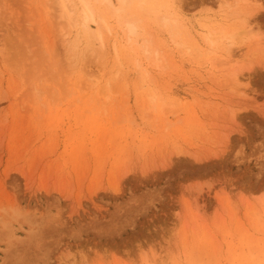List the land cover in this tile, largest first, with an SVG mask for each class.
<instances>
[{"label":"rangeland","instance_id":"rangeland-1","mask_svg":"<svg viewBox=\"0 0 264 264\" xmlns=\"http://www.w3.org/2000/svg\"><path fill=\"white\" fill-rule=\"evenodd\" d=\"M66 1L0 0V264H264V0Z\"/></svg>","mask_w":264,"mask_h":264},{"label":"bare ground","instance_id":"bare-ground-1","mask_svg":"<svg viewBox=\"0 0 264 264\" xmlns=\"http://www.w3.org/2000/svg\"><path fill=\"white\" fill-rule=\"evenodd\" d=\"M69 1V0H68ZM68 1H66L68 3ZM122 4L124 3H128V0H119ZM80 2L82 3V6L80 8V18H81V21L84 24H86V22H88L89 20H93V12H92V9L90 7V4L92 5L93 4V1H91V3L89 4V0H80ZM96 2V1H95ZM102 2L105 3V5H110V0H102ZM108 7V6H106ZM77 20V19H75ZM246 22H244L245 24ZM129 26L131 25L130 23L128 24ZM128 27V26H127ZM126 30V29H125ZM130 32H132V28L131 27H128L127 29ZM127 31V32H128ZM222 33V36L226 35V33L224 31H221ZM235 34L234 33H228L227 36H226V42L228 43L227 45V48L225 49V52L226 54H229V56L231 55H234V50L236 49L235 46H239L238 43L235 41ZM237 37V36H236ZM205 39H206V42L208 44V49H209V52L212 53V52H216L218 50V40L217 39H214L213 36L211 34H206L205 36ZM235 81L238 80L237 79V75H234L233 76Z\"/></svg>","mask_w":264,"mask_h":264}]
</instances>
